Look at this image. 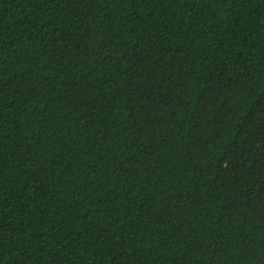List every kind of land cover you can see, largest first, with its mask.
<instances>
[{
  "label": "trees",
  "instance_id": "obj_1",
  "mask_svg": "<svg viewBox=\"0 0 264 264\" xmlns=\"http://www.w3.org/2000/svg\"><path fill=\"white\" fill-rule=\"evenodd\" d=\"M0 264H264V0H0Z\"/></svg>",
  "mask_w": 264,
  "mask_h": 264
}]
</instances>
